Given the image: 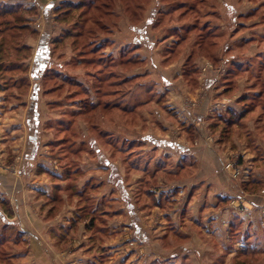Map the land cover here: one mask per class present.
<instances>
[{"label":"rangeland","instance_id":"rangeland-1","mask_svg":"<svg viewBox=\"0 0 264 264\" xmlns=\"http://www.w3.org/2000/svg\"><path fill=\"white\" fill-rule=\"evenodd\" d=\"M64 1L78 2V0H0V4L5 3L7 7L15 5L17 6L16 8H21L16 15L8 16L4 15L5 12H3L5 16L3 22L14 16L22 18V20L16 21V23L22 24V27L16 26V29L13 31L15 32V36L12 37L10 35L9 38H6L5 46L7 49L4 47L5 50H0V62L24 61V74H21L25 78V81L18 82L21 75L17 72L9 73L11 76L4 75V73H2V77L0 75V84L2 85L0 87V173L4 174L7 171L12 175H19V171L22 169V161H26L29 158L34 147L33 130H30L28 124V120L31 119L32 115L27 112L33 83L29 79V73L34 66L35 52L40 45V40L43 39L41 35L46 29L51 33L49 44L52 49V60L48 61L46 66L47 68H55V71L49 72L39 83V99L37 104L40 122L35 127L37 132H39V138L37 148L34 150V157L31 161L33 166L32 173L40 176L42 183L45 182L51 188L52 198L48 197L45 199V203L41 204L42 207H40L41 210L39 211V218L41 220H38V222L41 227L44 226L45 228L42 231L37 230L34 232L32 230L36 234V236H32L30 234L32 231L29 232L19 220V216H17L18 205L16 198H3L0 195V200L5 199L9 203L8 206L0 204L1 214L7 222H12L11 226H6L0 217V264H181V261L176 262L174 259H172L174 261L169 260L165 262V255L172 254L175 256L181 249L180 245L174 244L172 238V240L166 239L172 245L165 246V219H162L161 225L158 224L162 218L158 211L159 209L154 208L153 202L142 193L143 191L140 186L143 174L138 172L140 171L138 170L137 173H140L141 177L138 180L131 177V172L135 173L136 171H129L125 167L123 162L124 156L118 155L117 151L104 144V136L99 134L101 130L98 127V120L106 118L102 116L101 109H99V112L95 109L98 106L103 107L104 103L110 99L105 95L104 91L108 89L112 90L107 86L109 83L104 84L103 79L99 82V66L104 64L109 65L112 62L110 58L117 56L119 53L115 50H120L124 42L138 41V35L144 31H147L146 36L149 38L147 43L150 45V48L143 46L140 50H152L154 55L157 51L161 50V57L165 59V50L173 41L172 35L170 37L167 36V40H165L166 34H171L172 32L165 31V28H174L177 25L183 24L185 21L181 20V18L185 20L188 16L181 17L182 11H179V9L177 12H172L169 15H162L161 22L156 24L157 28L154 29L148 22L150 23L155 20L154 11L156 7H159L163 11L167 10V6L164 4L169 3V0H164L165 2L162 5L160 4L163 0H126L122 2L120 0L117 7L104 5L105 9L100 8L99 16H101L100 14L108 15L106 17L107 20L112 15L113 19L117 21L113 33L109 34L108 32L104 36L99 35L101 30L99 31L96 25L94 26L92 23L86 22L84 27V25L78 23L81 11L75 10L71 15H65L63 22L59 21V17L57 18V14L59 13H55V10ZM173 1L175 0H170V3ZM93 2L95 4L100 3V0L99 2ZM123 2L126 3V6H129L125 7ZM197 3L200 4L194 8V12L202 10L203 14H199L198 18L195 17L190 21H194L198 27L195 32L198 36L201 29L206 26H217L221 31H228L229 25L227 21H237L239 32L241 30L240 39H238L240 42L237 39L231 41V35L226 36L227 38L224 42L228 40L227 45L233 46L229 50H225L224 42L221 41L217 43L216 50H209V44L202 45L207 50H203L202 55L197 57L199 59L196 60L195 65H197L198 78L203 88L206 87H204L207 78L205 77L206 72L219 66L216 72L219 75L222 74L223 67L228 66V64H225L226 60L234 54L235 56L236 54L241 56H238V60L245 63L244 66L248 65V56L253 55L255 52L257 53L253 58L258 59L259 57L261 60L263 59L264 43L260 47L253 43L242 47L243 43L247 44V41H243L242 38L256 37L257 34L264 33V0H198ZM49 4H52L54 7L48 9ZM225 4H233L234 7L229 8ZM40 5L44 7L43 10L39 8ZM248 11L251 14L245 17ZM242 14H244V17L239 18V15ZM237 15L238 18H236ZM130 18L140 19L139 22H142L141 24L138 22V32L130 29ZM60 19H63V17H60ZM89 29H97V31L89 32ZM66 32H68V35L73 34V37L63 38ZM61 37L63 39L60 40L59 38ZM86 37L90 38L86 39ZM209 40H207L208 43ZM17 45L21 46L23 50H16L15 46ZM247 50L250 51L248 52ZM185 52L189 53L190 50L181 51L176 58H180ZM259 52L261 54H258ZM175 53L169 54L168 59L172 60ZM214 55L223 56V59L226 60L219 59V61H216ZM55 62L60 64L58 68L55 66ZM147 62L138 68H128V70L132 71H126L127 73L129 72L126 74L142 73L144 66L150 64ZM261 62L264 63V60ZM256 63L258 62L256 61ZM150 66L152 65H148V67ZM151 68V77L157 78V81L161 82L164 86V76H160L161 74L157 72L156 66H152ZM161 68L165 69V66H161ZM106 71L109 70L107 69ZM188 74L194 76L195 72L194 74ZM71 76L74 79H71ZM247 78V75L238 76L235 85L239 81L249 84ZM193 79L195 80L194 77ZM224 81L225 83L227 82L223 79ZM135 84L136 82L132 85ZM259 89L261 90V88ZM233 93H237V95L232 97L231 94L222 98H216L217 102L231 101L235 105L233 100L237 102L236 99L241 96V93L237 92V86ZM243 94L244 92H242ZM197 97L199 98V96ZM215 97L217 96L213 98ZM98 100L99 104L97 103L93 106L92 104H95ZM249 100L248 107L258 102L257 100L252 101L251 98ZM259 101L261 104L263 103L262 100ZM236 104L241 103L237 102ZM231 105L229 108L232 107ZM147 106L149 107L142 109L140 113L128 116V119L134 123L129 132L127 131V134L138 132L139 129H142L141 127L144 126V122L141 118L135 119V117H145V111L152 110L150 104ZM113 111L115 112L108 115V118L113 116L121 118V113L116 110ZM159 111L161 112V117H163L165 113L163 110L159 109ZM147 116L149 117V115ZM199 121L195 119L197 126L200 125ZM218 136V133L215 134L210 130L209 135L205 137L204 141L208 146H216L219 143L218 139L220 137ZM133 137L136 138L137 136ZM193 137L195 138V135L189 136L188 139L193 141ZM240 137L244 138V134H240ZM90 138H95L93 140H97V145L100 143L98 146L105 157L111 158V162L118 168L119 174H121L120 181L123 182L122 186L127 191L125 198L129 200H124L121 196V190H118L120 182L115 183V176L117 175L115 174L111 177L109 167L96 163V153L91 151V147L88 146ZM147 146V144L144 146L143 152L147 151ZM249 149L251 150L250 153H254L255 150L252 151L251 146H249ZM218 152L222 153L221 151ZM257 153L254 154L256 155ZM235 154L237 153H231L226 159L224 158L225 161L221 168L224 180L229 178V180L237 183H240L242 180L246 181L255 169L256 171L258 170L260 176H264L263 160L252 164ZM146 157L148 156L144 155V159ZM160 157L157 154L153 156V158ZM2 161H4L5 165L2 164ZM93 163L96 164L94 167L95 172L92 169ZM93 178L97 179V187L89 188L86 194L82 196L76 195V190L85 191V183L87 182L86 186L92 184V181L95 180ZM102 179L103 181H101ZM158 179L152 188L156 202H159L161 199L163 195L161 187L165 185L164 181H158ZM73 186L75 187L71 188ZM204 186L202 189L205 188ZM235 187L239 188V194L230 199L227 204L229 207L226 209H229L233 213L231 216L242 220L244 228L251 226L250 224H256L257 229H260V227L264 228V220H260L262 214L259 211L260 208L261 210L264 209V205L249 204L246 202L248 196L243 194L239 184ZM262 188L261 194L263 195L264 187L262 186ZM235 198H243V203L250 209V212L235 211L232 208ZM128 202L131 203L130 206L135 211L137 210L144 225L152 230V233L148 229L146 231L145 227H142L143 229L140 228L139 233H134L133 227L129 225L132 222L137 223L139 226L141 224L138 216L128 210ZM234 204L236 206V203ZM31 215L33 214L31 213ZM237 220L235 219L234 224ZM223 226H227V224ZM235 231H238V229ZM242 231L233 236L235 243L231 245L232 250L228 254H226V251L223 252V246H218V248H215L216 251H212L210 245L215 244V239L213 240L210 236L205 235L204 232L201 237L198 231V236L197 238L195 237L198 240L192 242L194 241V238H192V240L184 242L183 245L186 244V247L181 245L184 250H180L179 255L184 254L188 257V254H190L191 258L189 262L191 264H212L216 262H218L217 264H255L259 263L258 261H260L259 264L264 263V253L260 251L259 255L253 254L255 255L254 258L249 256L240 258L235 255L237 248L244 249L246 247V245H243L242 240H244V243L245 241L248 243V240H250L249 236L247 237L246 235L248 231H245V234ZM229 236V234L225 237L222 236L224 237V242L228 245L230 242ZM143 239L146 240L143 241ZM236 241L239 242L236 243ZM194 245L197 247H194ZM251 247L256 249L259 246ZM155 249L158 253L154 252ZM196 251L201 253V260L198 258ZM210 256L212 258L217 257L218 260L211 259L213 262H210Z\"/></svg>","mask_w":264,"mask_h":264},{"label":"trees","instance_id":"trees-1","mask_svg":"<svg viewBox=\"0 0 264 264\" xmlns=\"http://www.w3.org/2000/svg\"><path fill=\"white\" fill-rule=\"evenodd\" d=\"M93 1L99 2V0H78V2L64 1L60 3L58 8H56L55 13L57 12L59 13L57 14V18L59 17L58 20L63 22L65 15L69 16L75 10L81 11L80 17H79L80 20L78 22L79 24L84 25L85 27L86 22H89V23H92L94 26L96 25L99 31L101 30L99 35L106 36L108 32L109 34H112L114 31V27L117 25V21L113 19L114 17L112 15L109 19L106 20V17L108 15L100 14L101 16H99V11L101 7L105 9L104 5L117 7V5H119L118 2H120V0H100V3H96V4ZM122 1H126V0H121V2ZM197 1L198 0H175L170 3V0H169L168 1L169 3L164 4L165 6H167V10L163 11L159 9V7H156V10L154 11L155 20L150 23L148 22V24H151V26H153L154 29H156L157 28L156 24L161 22L162 15H165V16L169 15L172 12H175V11L177 12L178 9L179 11L180 10L182 11L180 14L181 17L185 15L188 16L187 19L185 20L184 18H181V20L185 21L183 22V24L177 25L174 28H168V27L165 28V31L167 32L172 31L171 34H166L165 40H167V36L170 37L172 35L173 37V41L170 43V46L166 49V52L164 53L165 59L169 58L168 56L169 54L172 55L176 52L174 55V58H176L181 53V51L188 50V49L190 50L189 54L185 57L186 59L185 67L183 70V73L185 75L188 73L194 74L195 70H194L192 61L195 58L202 55L203 50H207L206 48H203L202 45L205 46L209 44L208 45V47L210 48L209 50H216L217 45H218L217 43H219V41L224 42V40L227 38L226 37L227 35H231L230 39L231 41H234L235 39L237 40L240 39L239 37L241 33V30L240 32L238 30L239 27L237 26V23H236L237 21H233V22L227 21L229 25L228 31H225V32L221 31L217 26H206L201 29L199 36H198L195 33L198 27L196 26L194 21L192 22L190 21L194 19L195 17L198 18L199 14H203V11L198 10V9H197L198 11L194 12V8L198 7L200 4V3H197ZM200 1H205V0H200ZM206 1H210V0H206ZM164 2L165 1L163 0L160 5H162V3ZM123 3L125 7L129 6V5L126 6L125 2ZM52 4L48 5L49 6L48 9H51L54 7ZM124 5H123V8H124ZM225 6L229 8L234 7L233 4H230V5L225 4ZM16 7L17 6L15 5L7 7L5 3L0 4V19H1L0 35H2L1 40H0V50H5L6 38H9L10 35L12 37L15 36V32L13 31L16 29V26L19 27L22 25L20 23H16L17 20L19 19L22 20V18L19 16L17 17L14 16L13 18L7 19L6 22H3L4 21L3 19L5 18L4 15H8V16L16 15L21 10L20 7L18 8ZM3 12H5L4 15H3ZM244 14L239 15V18L244 17L243 16ZM249 14H251L250 11H248L245 14V17H248ZM60 17H63V19H60ZM57 18H56V21H57ZM236 18H238V15ZM118 20H119V16H118ZM129 20H130V24H129L130 29L135 32H138L139 30L137 29V27H139L138 22L140 21V19L130 18ZM10 21H12L13 24ZM141 23L139 22V24ZM97 29H94V30L97 31ZM94 30L89 29V32H94ZM203 31L204 33H202ZM49 33L50 31L46 29L45 32L41 35L43 39L40 40V45L38 46V49L36 51V54L34 56V61H33V65L35 67L33 66V68L31 69L29 73V79L33 82L31 92H30V99L28 103V110H27L28 114L32 115L31 119L28 120L29 128L31 131L33 130L32 138L34 139V147L32 149V153L37 148V143H38V138H39V132H37V130L35 129V127L38 126L40 122V114L38 112V104H37V101L39 99V83L45 78V76L49 72L55 71V68H47L46 66L47 62L48 61L50 62L52 60L51 59L52 49L49 44L51 35L49 36ZM146 34H147V31L140 32V35H138V39H139L138 41L132 40L131 42H124L122 47L119 50L118 55L113 58H110L112 62L109 65L104 64V65L99 66L100 67L99 68L100 73L98 76L99 82H101L103 79L104 84L109 83L107 86L111 88L112 90L108 89L104 91L105 95H107V97L110 99L104 103L103 107L98 106L95 110H98L99 112V109H101L102 116L106 118V119L98 120V127H100V130H101L99 134H102L104 136L103 137V139L105 140L104 144L106 146L113 148V150L117 151L118 155L121 154L122 157L124 156L123 162H124L125 167L129 169V171L133 170L137 172L138 170H140L138 172H141L143 174L142 175L143 178L141 179L142 183L140 186V188L143 191L142 193L153 202L154 206L165 208V205H168L171 203L170 197L167 195L164 196V193H162L163 195L161 196V199L159 200V202H156L154 198L155 196L152 192V188L155 186L154 184L155 182H157V179L159 178V176L161 177L164 176L169 180H173L174 176L177 174L180 168L178 166L171 165L170 162H166L165 158L162 156L160 158H153L155 154L153 151L147 150L143 152V148L144 146H146L147 143L153 145V148L151 150L157 147L163 146L164 142H162L161 140L155 139L149 135H141V134H138L137 138L135 139H130L127 134L134 123L133 121L128 119V116H132L134 114L140 113V111L144 109L145 107H147V105H149V103L152 101L159 100V103H160L161 98H163L161 94H158L155 91L153 83H147V82L142 83L144 78H147L148 77L147 75L149 74L127 75L129 72L128 73L126 72V71H132V70H128V68L130 69L138 68L139 66H142L145 64V60L141 59V56L138 53V51L143 46L146 48H150V45H148L147 43L149 38L146 36ZM71 37H73V34L68 35V32H66L63 38H71ZM63 38L61 37L59 39L61 40ZM88 38L90 37H86V39ZM46 40H47V43H46ZM207 40H209V43L207 42ZM237 40L236 42L239 41ZM242 40L247 41V44L243 43L242 47L248 46L249 43L257 44V46L260 47L261 44L264 43V33L257 34L256 37H253V36L249 38L243 37ZM227 41L228 40H226L223 44L225 50H229L233 48V46L230 47L229 45H227ZM15 49L23 50V48H21V46H18V45L15 46ZM247 51L249 52L250 50H247ZM256 53L257 52H255L251 56H248L249 62H248V65L246 66H244L245 63H242L238 60V56H240L238 54H236V56L234 54L226 60V63L228 64V66H227L224 79L227 82H226V90L223 94L228 95V93L230 94L236 89V85H235L236 78L240 75L248 76L247 80L250 83V86L248 89H249V92L251 91L252 94L249 92H246L247 94L245 93L243 95L241 94L240 98H238L237 100V102L241 103L239 104L241 108L236 109V107L233 106L229 108L228 110L224 111L220 116L216 117L215 121L210 127V130H212V132L216 134L217 133L219 134L218 136L220 137L218 139L219 143H225L226 141H229L231 137L233 136V134L235 133H237L239 137H240V134L241 135L244 134V137L247 139L251 137V135L246 129V122L250 114L255 113L254 120H255V123L257 124V129L259 131L261 130V126H262L261 121L264 118V63H262L261 61L264 60V52H263L262 60L259 57L258 59L253 58V56ZM258 54H261V52H259ZM214 57L216 61H219L218 56L214 55ZM81 61H83V59H81ZM85 61L88 62L89 60H85ZM256 61L258 63H256ZM23 62L24 61H10V62L2 61L0 62L1 77H2V73H4V75H9V73L11 72H17L21 75L20 78L18 79V82L25 81L24 80L25 78H23L21 74V73L24 74ZM55 63H56L55 66L58 68L60 64L59 63L57 64V62ZM107 69L109 71H106ZM72 77L73 76H71L70 78L74 79ZM110 80L112 81L110 82ZM134 82H136V84L132 85ZM1 86L2 85L0 84V87ZM133 87L135 88L133 89ZM259 88H261V90ZM249 98H251L252 101L257 100L258 102L255 103L253 106L248 107L247 105H249V101H250ZM259 100H262L263 103L261 104ZM97 103L99 104V100L95 104L93 103L92 105L95 106ZM113 110H116L119 113H121L120 114L121 118L115 117V116L108 118L107 117L108 115L112 114V112H115ZM138 118H141V120L145 123L144 116L135 117V119H138ZM191 134H193V131L191 132ZM93 139L95 138L89 139L88 146L91 147V151L96 153V159H97L96 163H99L105 167H109L111 170V175H110L111 177H113V175L115 174L117 175L115 176L116 177L115 183L117 184V182H120V186H121V187L119 186L118 190H121V196L124 198V200H129L125 198L127 195V191H126V188L122 186L123 182L120 181L121 174H119L118 168L111 162V158L105 157V155L103 154V152L98 146L100 143H98L97 145V140L95 141ZM257 154L259 155L262 153L258 151ZM144 155L148 157L144 159ZM258 157L259 158L256 160V163H258V161H261V160L264 161V159H262L263 158L262 155H259ZM167 165L168 166L170 165V166L167 167ZM186 168L187 166H184V169ZM93 179L95 180L92 181V184H89L86 186L87 182L85 183V189H86L85 191L76 190L77 191L76 195L82 196L86 194V191H88L89 188L97 187V184H96L97 179L96 178H93ZM101 181H103V179ZM239 186L241 187V191L243 192V194L247 195L248 198L256 196L263 189L262 179H259L257 175L254 173H251L246 181L242 180L239 183ZM74 187L75 186L71 188H74ZM229 201H230V198L228 199V202ZM0 204L2 206L3 205L8 206L9 203L7 200L4 199V200H0ZM130 205L131 203L128 202L127 208L131 212L132 207ZM0 217L3 220V222H5L6 226L12 225V222H7V220L5 219L3 215H0ZM242 223H243L242 220L238 218L237 222L233 224L231 228L228 230V232H226L225 234V236H228V234L230 235L229 236L230 242H229V247H228L229 250H232L231 245L235 243L233 236H235L236 233L241 232L242 230H243L242 231L243 234L246 233L245 232L246 230L242 228ZM236 229H238V231H235ZM139 231L140 229L137 228L136 234L139 233ZM171 231L173 232L174 244L180 245L179 246L181 248L180 250H184L181 245H183L184 242L190 239V234L183 232L180 229H175V228H172ZM248 233L246 234L247 237L249 236L248 238L250 239L248 240V243L246 241L244 243V240H242L243 245H246V247L244 249H240V248L236 249L235 255L239 256L240 258H243L245 256L254 258L255 255H259L260 252L264 253V248H263L264 247V228L258 232H252L249 234ZM238 242L236 241V243ZM253 244L254 245L259 244L260 248L259 247L256 249L252 248L251 246H254ZM229 250H226V254L229 253ZM179 252L175 254V256L170 254L168 258L167 257L165 258V262L170 257L179 256ZM258 262L260 263V261ZM217 263L218 262L212 263V264H217ZM259 263H255V264H259ZM181 264H191V263L189 262V258L187 256H184L181 259Z\"/></svg>","mask_w":264,"mask_h":264},{"label":"crops","instance_id":"crops-1","mask_svg":"<svg viewBox=\"0 0 264 264\" xmlns=\"http://www.w3.org/2000/svg\"><path fill=\"white\" fill-rule=\"evenodd\" d=\"M40 6L39 8L43 10L44 7L42 5ZM50 35L51 33H49V36ZM114 39H116V37H114ZM115 51L119 52V50ZM138 53L142 57L141 59L145 60V62L148 61L147 63L156 66L157 72H160V76H164L165 82L163 86L161 82L157 81V78L151 77L150 70L152 69V66L148 67L150 64L144 66V71L142 73L136 72L137 74L142 75L149 74L142 82L153 83L155 91L158 94H161L163 98H161L160 103L159 100L149 103L152 106V110L145 111L144 126H142V129H139L138 132L129 133L128 137L130 139H135L133 136L141 134L149 135L155 139L161 140L164 142L163 146L151 150L153 145L147 143V150L153 151L158 156L164 157L166 162H170L171 165L180 168L173 180H169L164 176L158 179V181L165 182V185L161 187V193H165V195L169 196L171 200V203L165 205V208L154 206V208L159 209L158 211L162 216L158 224L161 225L163 221L162 219H165V246L172 245V243H168L166 239L172 240L173 232L171 229L175 228L190 234L191 239L189 240L194 238V241L192 242L198 240L196 239L198 231L200 232L201 237L204 232L205 235L210 236L213 240L215 239V244L210 245L212 251H216L215 248H218V246H223V252L229 250V245L224 242V237L226 232H228L234 224L237 217L231 216L233 213L226 208L229 207L227 206L228 199H232L238 194L239 188L235 186L239 183L229 180V178L224 180L225 178L223 177L221 168L223 167V162L231 153H237L235 155H239L240 158L243 157L242 159H245V161H249L252 164L256 163L259 155H262V159H264V118L261 121L262 126L259 131L254 120L255 113L249 115L246 122V129L251 137L248 139L245 137L241 138L235 133L231 139L225 143H218L216 146H208L204 139L209 135L210 127L216 117L228 110L231 104V106L236 107V109H239V107L241 108V106L236 104L235 100L232 99L235 105L230 103L226 109H212L213 104L218 101V98L227 96L223 94L226 90V83L225 81L223 82V79L225 78L227 66L223 67L224 70L221 71L222 74L220 75L216 72L219 66L206 72L205 77L207 78L204 87L206 86L205 88L207 89L205 90L198 78V69L197 65H195L197 62L196 60L199 58H196L192 62L193 66L195 65V74L193 76L189 74L185 75L183 73L185 57L189 54L188 52L182 54L180 58H173L172 60L161 57V50L157 51L155 55L152 50H139ZM218 57L219 59H223V56ZM225 60L226 59H223V61ZM225 64L227 65V63ZM160 65L165 66V69H162ZM236 86L237 92L239 91L241 94L242 92H249L248 88L250 83L244 84L239 81ZM228 95L233 97L234 95H237V93L232 92L230 94L228 93ZM197 96H199V98ZM214 96L217 97L213 98ZM237 100L238 99H236V101ZM159 109L163 110L165 113L163 117H161ZM147 115H149V117ZM195 119L200 120L199 126L196 125ZM192 131L193 134H191ZM194 135L195 138L193 137V141L188 139L189 136ZM249 146H251L252 151H256H254V153L260 151L262 154L255 155L254 153H250L251 150L249 149ZM218 151H221L222 153H219ZM33 157L34 152L31 153L26 161H22L20 176L12 175L7 171L4 172V174L0 173V195L3 198H16V203L18 205L17 216H19V220L25 225V228L29 230V232L32 230L34 232L37 230L42 231L45 228L44 226L41 227L38 222V220H41V218H39V211L41 210L40 207L45 203V199L48 197L52 198L50 186L45 182L42 183V178L32 173L33 166L31 161ZM4 161H2L3 165H5ZM95 165L96 164L93 163V170ZM169 166L167 165V167ZM184 166H187V168L184 169ZM253 173L256 174L259 179H262V186L264 187V176H260L256 169ZM131 177L137 178L138 180L141 176L140 173L131 172ZM203 186L205 187L204 189H202ZM246 202L249 204L264 205V194L262 195L260 192L254 197H249ZM131 212L138 216L141 224V226H139L137 223L135 224V222H132L129 225L133 227L134 233L137 228L140 229L142 227H145L144 229L146 231L148 229L152 233V230L144 225L137 210L135 211L132 207ZM31 213L33 215H31ZM260 220L263 221L264 217L261 216ZM222 224H227V226H223ZM250 225L251 226H246V228L242 225V228L249 233L258 232L263 229V227L257 229L256 224ZM33 231L30 234L36 236ZM145 240L146 239H143V241ZM184 246L186 247V244L183 245V247ZM254 246L258 247L259 244H255ZM194 247L197 246L194 245ZM154 252L158 253L156 249ZM196 252L198 253V258L201 260V253L199 251ZM230 252L231 250H229V253ZM165 256L168 258L170 254H166ZM184 256L186 255L181 254L177 257H170L166 262L169 260L180 262ZM188 257L190 260V254H188ZM211 259L218 260L217 257L212 258L210 256L209 261L213 262Z\"/></svg>","mask_w":264,"mask_h":264},{"label":"built area","instance_id":"built-area-1","mask_svg":"<svg viewBox=\"0 0 264 264\" xmlns=\"http://www.w3.org/2000/svg\"><path fill=\"white\" fill-rule=\"evenodd\" d=\"M231 103V101L230 102H226V101H221V102H216V103H214L213 104V107H212V109L213 110H218V109H226L227 108V106L229 105ZM223 104V105H222ZM200 122V121H199ZM21 174V170L19 171V175ZM237 200V201H236ZM231 201H233V200H231ZM244 202V200H243V198H235V201L233 202V206H232V208H234V210L236 211H238V212H240V211H243V212H250V209L249 208H247V206H245V204L243 203ZM234 203H236V206H235V204ZM238 204V205H237ZM259 211L261 212V216L262 217H264V209H262L261 210V208L259 209Z\"/></svg>","mask_w":264,"mask_h":264}]
</instances>
